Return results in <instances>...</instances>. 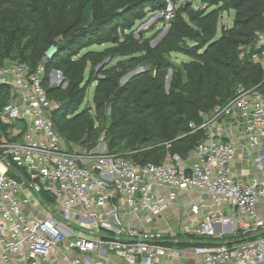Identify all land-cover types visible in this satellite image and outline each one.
I'll return each instance as SVG.
<instances>
[{
	"label": "built area",
	"instance_id": "2783aa9c",
	"mask_svg": "<svg viewBox=\"0 0 264 264\" xmlns=\"http://www.w3.org/2000/svg\"><path fill=\"white\" fill-rule=\"evenodd\" d=\"M179 1L166 0V29ZM254 35L242 47L264 69ZM43 72L0 62V264H264V82L190 122L204 137L185 158L135 163L103 138L63 142ZM241 153L245 180L232 169Z\"/></svg>",
	"mask_w": 264,
	"mask_h": 264
},
{
	"label": "trees",
	"instance_id": "16d2710c",
	"mask_svg": "<svg viewBox=\"0 0 264 264\" xmlns=\"http://www.w3.org/2000/svg\"><path fill=\"white\" fill-rule=\"evenodd\" d=\"M165 5L166 0H0V62L42 64L46 95L57 102L50 119L63 141L91 146L104 131L108 149H129L122 154L135 163H158L167 152L185 158L204 137L190 122L199 123L201 113L230 99L239 84L264 82V69L251 60L253 49H240L253 44L255 30H264V0H200L197 8L180 2L154 44L158 31L150 37L134 33L147 9L162 11ZM230 11L231 25L220 26L215 37L221 13ZM105 43L110 45L100 51L81 53ZM50 47L54 52L45 57ZM173 52L190 60L175 63ZM116 57L121 58L109 66ZM53 69L61 71L65 85H48ZM92 82L94 115L80 108ZM189 238L180 236L178 245L205 241Z\"/></svg>",
	"mask_w": 264,
	"mask_h": 264
},
{
	"label": "rangeland",
	"instance_id": "374dc122",
	"mask_svg": "<svg viewBox=\"0 0 264 264\" xmlns=\"http://www.w3.org/2000/svg\"><path fill=\"white\" fill-rule=\"evenodd\" d=\"M185 1H190L192 3L193 7L197 8L200 6V0H180L179 3L185 2ZM232 15H233L232 11H230V13H227V12L221 13V16H220L219 21H218V28H217V32H216L215 37H219V35H220V26L228 27L231 25ZM161 18H162V14H161L160 10L159 11L158 10L153 11V10L147 9L144 18L139 20V21H136L132 29H133L135 34H137L140 30L145 31L143 34L144 37H150L153 33H155V31H158L156 37L153 38L150 42L151 44H154L166 31V25L163 22V20H161ZM108 45H110V44L105 43L102 45H92L88 48L83 49L81 53H83L84 51H87V50L100 51L101 49H103L104 47H106ZM240 49L242 51L241 52L242 54L246 53L245 49L242 46H240ZM179 54L170 55V59H173V60L179 62L182 59H184V57H185L184 60H189V58L187 56L183 55L184 56L183 57V56H180ZM120 58L121 57H116V58L110 60L108 65L113 64L117 59H120ZM88 70H89V67L87 66L85 73H87ZM143 70H145L144 66L138 67V68H136V70H134V72L133 71L132 72L137 73V72H140ZM50 73H51V71L49 72V74ZM130 75L131 74L128 73L127 75L122 77L120 81L124 82ZM170 76L171 75L169 73L165 77V81H164L165 82V88H168V86H169ZM48 79H49V75H48ZM48 79H47V83H48V85H50V81ZM60 83H63V77L59 81H57L55 84L58 85ZM94 87H95V82H92L90 85L87 86L84 102L80 106L81 109L82 108H90V113L92 115H94V103H93ZM105 135H106L105 132L102 131L101 134L99 135V137L103 138L105 140V142L107 143V139H106ZM69 145L70 144L68 143V146ZM127 151H129V149L128 150L125 149L122 152L125 153ZM252 154L256 155V152L254 153V151H253ZM167 221L173 222L174 221L173 217H167ZM71 239H73V238H71Z\"/></svg>",
	"mask_w": 264,
	"mask_h": 264
},
{
	"label": "crops",
	"instance_id": "0c3cea01",
	"mask_svg": "<svg viewBox=\"0 0 264 264\" xmlns=\"http://www.w3.org/2000/svg\"><path fill=\"white\" fill-rule=\"evenodd\" d=\"M231 22H232V20H231ZM174 54H179V53H175V52H173V53H171L170 55H174ZM180 56H183V54H179ZM186 56V55H185ZM184 57V56H183ZM188 57V56H187ZM189 58V60H190V57H188ZM184 59H185V57H184ZM184 59H182L181 61H179V62H177V61H175V60H173V59H171L173 62H175V63H180V62H182V61H188V60H184ZM111 65V64H110ZM109 65V66H110ZM52 72V71H51ZM168 73H169V70H168ZM170 74H171V72H170ZM232 133V136L233 137H235V134L233 133V132H231ZM59 135V134H58ZM61 138V137H60ZM98 138H100V137H98ZM61 140L63 141V139L61 138ZM98 140V139H97ZM63 142H65V141H63ZM67 145H68V143L70 144V143H74V142H65ZM76 144H80V145H83L82 143H76ZM107 144V143H106ZM107 148H108V146H107ZM120 153V152H119ZM123 153V152H122ZM242 156H243V154L241 153L240 155H238V157L235 159V161H233V163H232V169H233V172L235 173V175H236V177H237V179H240V180H245L246 179V177H247V175L246 174H244V172H245V166H244V164H245V162L242 160ZM132 160V159H131ZM173 211H176V209L175 210H172V212ZM174 213H176V212H174ZM173 213V214H174ZM167 217H173V216H170V214H168L167 215Z\"/></svg>",
	"mask_w": 264,
	"mask_h": 264
},
{
	"label": "water",
	"instance_id": "95a60500",
	"mask_svg": "<svg viewBox=\"0 0 264 264\" xmlns=\"http://www.w3.org/2000/svg\"><path fill=\"white\" fill-rule=\"evenodd\" d=\"M53 52H54V49H53L52 47H50V48L46 51L45 56L50 57V56L52 55ZM52 72H54V73H58V74L62 75V73H61L60 70L53 69ZM133 72H134V71H133ZM133 72H132V73H133ZM170 72H171V71L169 70V73H170ZM169 73H168V74H169ZM65 84H66V82H64V85H65ZM109 112H110V106L108 105V107H107V113L109 114Z\"/></svg>",
	"mask_w": 264,
	"mask_h": 264
}]
</instances>
